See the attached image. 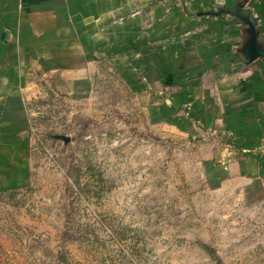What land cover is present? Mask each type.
<instances>
[{"label": "rangeland", "instance_id": "rangeland-1", "mask_svg": "<svg viewBox=\"0 0 264 264\" xmlns=\"http://www.w3.org/2000/svg\"><path fill=\"white\" fill-rule=\"evenodd\" d=\"M251 1L232 11L251 14L264 50ZM97 4L87 0L89 16ZM243 24L242 59L264 60L245 58L252 36ZM51 39L62 49L57 27ZM104 52L88 68L84 95L57 81L51 66L23 68L22 130L6 133L13 146H0V264H264V194L236 173H215L224 153L263 158L264 140L247 148L220 127L176 129ZM69 225L83 238L64 239Z\"/></svg>", "mask_w": 264, "mask_h": 264}, {"label": "crops", "instance_id": "crops-1", "mask_svg": "<svg viewBox=\"0 0 264 264\" xmlns=\"http://www.w3.org/2000/svg\"><path fill=\"white\" fill-rule=\"evenodd\" d=\"M91 1L98 4L89 16L87 0H0V146H13L6 133L22 130L19 86L26 63L51 66L57 81L84 95L99 51L155 117L176 129L196 134V128L220 127L247 148L264 140V60L244 62L243 21L224 12L241 0ZM219 1L224 8L217 10ZM248 8L262 18L264 31V0ZM56 27L62 49L51 39ZM222 155L217 177L236 173L264 194V157L237 162Z\"/></svg>", "mask_w": 264, "mask_h": 264}, {"label": "water", "instance_id": "water-1", "mask_svg": "<svg viewBox=\"0 0 264 264\" xmlns=\"http://www.w3.org/2000/svg\"><path fill=\"white\" fill-rule=\"evenodd\" d=\"M224 12L240 18L243 22L248 23L250 26L249 32L251 33L252 38L246 46L245 58L249 61H255L258 58L264 56V50L258 46V34L255 32V20L251 16V14L247 11H243L242 13H239L232 10H225ZM63 138L65 139L66 142H69L70 140L69 138L66 137Z\"/></svg>", "mask_w": 264, "mask_h": 264}, {"label": "trees", "instance_id": "trees-1", "mask_svg": "<svg viewBox=\"0 0 264 264\" xmlns=\"http://www.w3.org/2000/svg\"><path fill=\"white\" fill-rule=\"evenodd\" d=\"M71 228H73L72 229L73 232H72ZM82 238H83V234H82L80 227L69 225V227H67V229L64 232V239H66V240L76 241V240H80ZM203 247L208 252L213 253L212 249H210L209 247H207V246H203Z\"/></svg>", "mask_w": 264, "mask_h": 264}]
</instances>
